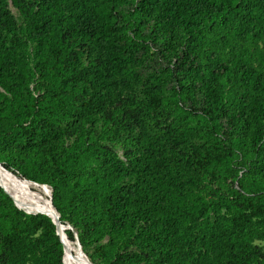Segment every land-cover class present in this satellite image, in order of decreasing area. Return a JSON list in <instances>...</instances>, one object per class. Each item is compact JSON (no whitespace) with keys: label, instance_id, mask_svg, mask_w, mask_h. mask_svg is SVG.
<instances>
[{"label":"trees","instance_id":"1","mask_svg":"<svg viewBox=\"0 0 264 264\" xmlns=\"http://www.w3.org/2000/svg\"><path fill=\"white\" fill-rule=\"evenodd\" d=\"M0 162L90 261L264 264V0H0ZM62 252L0 187V264Z\"/></svg>","mask_w":264,"mask_h":264},{"label":"bare ground","instance_id":"2","mask_svg":"<svg viewBox=\"0 0 264 264\" xmlns=\"http://www.w3.org/2000/svg\"><path fill=\"white\" fill-rule=\"evenodd\" d=\"M4 170L0 163V182L6 185L8 191L10 192L14 201L18 205L26 208V210H32V211L37 210V211L45 212V213H48L54 216L53 208L52 206H50L51 203L49 202V199H48V202L50 205L40 200L34 192L27 190L28 188L26 187V184L22 183L20 180L13 179L11 177L6 176L4 173ZM8 173L10 174L11 172L8 171ZM10 175L17 177L12 173ZM28 181H31V180H28ZM31 182L37 185H40V186H48L47 184H39L34 181H31ZM48 194L50 196V193ZM61 234L62 236H65V233L63 232V230ZM72 261H76L79 264H89L87 257L83 255L82 250H80L79 246L76 243L74 242L72 243L68 239H66L65 244H64L62 262L63 264H71Z\"/></svg>","mask_w":264,"mask_h":264},{"label":"rangeland","instance_id":"3","mask_svg":"<svg viewBox=\"0 0 264 264\" xmlns=\"http://www.w3.org/2000/svg\"><path fill=\"white\" fill-rule=\"evenodd\" d=\"M29 87H32V84L30 83L29 84ZM33 93L34 94H36V91H33ZM165 122H168L167 121V119H166V117L165 116H163L162 118H161V126H163L164 124H165ZM100 124H97V125H95V126H93L92 127V129L94 130V131H96V132H98L99 130H100ZM138 128V127H137ZM136 128V129H137ZM188 138H190V139H192L193 137L192 136H190V137H188ZM70 140V138H68V137H66L65 139H64V143H67L68 141ZM195 141L197 140L196 138L194 139ZM115 143V142H114ZM115 152H116V155L119 157V158H123L122 160H124V157H123V155H122V149L118 146V144L117 145H115ZM135 150L137 151L138 149H136L135 148ZM164 150H161L160 151V154L163 156L164 155ZM161 158H159V157H156L155 158V160H157V161H159V162H157V163H163V164H166V161H161L160 160ZM1 164H2V162H0ZM127 163V162H126ZM9 168V167H8ZM11 171H13L14 173H16L17 175H19V176H23L21 173H20V171L18 170V169H15V170H13V169H11V168H9ZM7 171V170H6ZM244 170L243 169H241L240 171H239V174H241L242 172H243ZM8 172V171H7ZM9 174V173H8ZM9 176L12 178V176L9 174ZM25 177V176H24ZM14 179V178H13ZM28 179V178H27ZM127 179V178H126ZM122 182H125L124 180H122L120 183H122ZM42 184H45V183H42ZM48 185V184H47ZM31 187V188H33V184L30 182V181H27V183H26V187ZM50 186V185H49ZM25 187V186H24ZM25 187V188H26ZM51 187V186H50ZM51 189H52V187H51ZM51 189H50V195H51ZM27 190H29V191H32V190H30V189H27ZM39 190H42L43 191V188L42 187H39ZM33 192V191H32ZM35 193V192H34ZM36 194V193H35ZM48 203V205H50L49 204V202H47ZM51 206V205H50ZM59 215V214H58ZM60 222V221H59ZM61 223V222H60ZM66 223H68V222H63V223H61L62 225H64V226H66ZM69 225H70V227H65V229L66 228H70V229H72V231H73V233H74V236H75V238H76V235H77V229L72 225V224H70V223H68ZM65 229H63V230H65ZM122 235V232H119V233H116L115 234V237H114V240L117 242V246H116V249L114 250V249H111V251L113 252L109 257L108 256H105V257H103V256H101L98 252L96 253V251H94V246H95V243H93V244H91L90 245V250H89V252H88V254L90 255V256H92L93 257V261H90L89 259H88V261L90 262V264H114L115 263V259H116V256H118L119 254H120V252H122V248H121V245H120V241H121V238H120V236ZM109 235H105L104 237H103V239L100 241V243L99 244H105L108 240H109ZM64 238L66 239L67 238V236L65 237L64 236ZM68 239V238H67ZM69 240V239H68ZM70 242H74V240H69ZM255 242L256 243H258L259 245H262V247L264 246V238H262V239H257V240H255ZM75 243V242H74ZM116 250H117V252H116ZM117 253V254H115V252ZM83 253H84V251H83ZM85 255H86V253H84ZM65 255V254H64ZM87 257V256H86ZM88 258V257H87ZM72 262H75V263H77V264H79L78 262H76V261H72ZM158 263H160V262H158ZM72 264V263H71ZM139 264H141V262L139 263ZM162 264H164V263H162Z\"/></svg>","mask_w":264,"mask_h":264},{"label":"water","instance_id":"4","mask_svg":"<svg viewBox=\"0 0 264 264\" xmlns=\"http://www.w3.org/2000/svg\"><path fill=\"white\" fill-rule=\"evenodd\" d=\"M48 186H49V185H48ZM0 187H1V189H3L4 192H6V193L10 196V198H11L13 204H14L16 207H18V208L22 209L23 211H25L27 214H44V215L48 216V217L51 219V221L53 222V224L56 225V233H57V234L59 235V237H60V240H61V242H62V244H63V251H64V244H65V240H66L67 238L65 239L64 236H62L61 232H62L63 229H65V227H70V225H69L68 223H66V226H64V225H62V224L59 222V220H58V216H59V215H58L57 211L55 210V208L53 207V205L51 204V206H52V208H53L54 216H52V215H50V214H48V213H45V212L37 211V210H34V211H32V210H26V208L21 207L20 205H18V204L14 201L12 195L10 194V192L8 191V189H7V187H6V185H5L4 183L2 184V182H0ZM49 187H50V186H49ZM50 188H51V187H50ZM49 202L51 203V195L49 196ZM65 237H66V235H65ZM74 242L79 246L80 250H82V247H81V244H80V242H79V239H78L77 235H76V238H74ZM82 253H83V250H82ZM62 255H63V252H62ZM83 255L86 257V255H85L84 253H83ZM87 260H88V258H87ZM61 262H62V258H61ZM88 262H89V261H88ZM62 263H63V262H62ZM89 264H90V262H89Z\"/></svg>","mask_w":264,"mask_h":264}]
</instances>
